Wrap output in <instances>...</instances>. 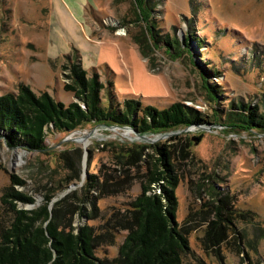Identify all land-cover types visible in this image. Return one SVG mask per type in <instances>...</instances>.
<instances>
[{
	"label": "rangeland",
	"instance_id": "obj_1",
	"mask_svg": "<svg viewBox=\"0 0 264 264\" xmlns=\"http://www.w3.org/2000/svg\"><path fill=\"white\" fill-rule=\"evenodd\" d=\"M148 1L151 12L147 0H0V95L23 86L83 108L68 88L77 66L102 84L103 106L180 103L209 122L143 133L91 122L48 133L41 151L10 146L0 134V230L11 219L6 191L32 198L17 202L27 209L51 196L59 223L88 225L95 255L110 260L162 149L189 243L183 264H264V131L222 125L231 103L264 112V0ZM173 38L186 45H169ZM209 68L217 73L205 79Z\"/></svg>",
	"mask_w": 264,
	"mask_h": 264
},
{
	"label": "trees",
	"instance_id": "obj_2",
	"mask_svg": "<svg viewBox=\"0 0 264 264\" xmlns=\"http://www.w3.org/2000/svg\"><path fill=\"white\" fill-rule=\"evenodd\" d=\"M149 3L147 0V10L151 12L153 4ZM186 42V39L173 38L169 45L180 47ZM76 69L78 72L68 88L83 102V108L74 102L64 105L46 93L36 95L23 86L17 93L0 95V134L9 139L10 146L24 145L41 151L48 133H69L91 122L130 126L141 133L209 124L194 108L180 103L162 110L150 105L142 107L134 99L124 100L121 107L112 100L103 106L99 97L102 84L95 76L86 80L81 76L84 70L77 66ZM208 72L217 73L212 68L202 71L205 79ZM209 90L213 96L218 93L214 83L209 84ZM223 119L222 125L264 131V112L247 103H231ZM158 152L161 168L150 170L141 192L130 203L131 210L125 220L128 231L116 257L109 260L95 255L97 238L88 225H61L58 203L49 205L51 196H46L39 206L27 209L17 202L31 203L33 199L8 190L1 198L8 206L11 219L0 230V264H183L182 256L188 251L189 243L175 219L177 179L167 161V153L162 149ZM12 178L16 184L23 183L15 176ZM64 201H59V205ZM215 215L213 223L221 220L220 208H216Z\"/></svg>",
	"mask_w": 264,
	"mask_h": 264
},
{
	"label": "bare ground",
	"instance_id": "obj_3",
	"mask_svg": "<svg viewBox=\"0 0 264 264\" xmlns=\"http://www.w3.org/2000/svg\"><path fill=\"white\" fill-rule=\"evenodd\" d=\"M118 34H124L122 31L121 32H119ZM126 130V129H125ZM119 131V130H118ZM84 133V132H83ZM121 133V132H120ZM81 134V133H80ZM88 135V134H87ZM86 133L85 134H81L80 135V138L82 139V140H84V143H87L88 142V139L87 138H85L86 136ZM94 135V134H93ZM96 136V135H95ZM73 137V136H72ZM87 139V140H86Z\"/></svg>",
	"mask_w": 264,
	"mask_h": 264
},
{
	"label": "water",
	"instance_id": "obj_4",
	"mask_svg": "<svg viewBox=\"0 0 264 264\" xmlns=\"http://www.w3.org/2000/svg\"><path fill=\"white\" fill-rule=\"evenodd\" d=\"M112 127V126H111Z\"/></svg>",
	"mask_w": 264,
	"mask_h": 264
}]
</instances>
